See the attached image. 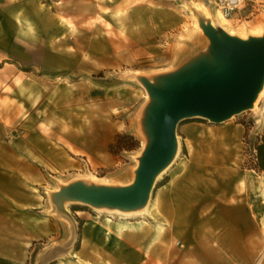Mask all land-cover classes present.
Wrapping results in <instances>:
<instances>
[{
    "label": "rangeland",
    "instance_id": "1",
    "mask_svg": "<svg viewBox=\"0 0 264 264\" xmlns=\"http://www.w3.org/2000/svg\"><path fill=\"white\" fill-rule=\"evenodd\" d=\"M182 3L188 2L143 1L157 14H149L150 21L141 23L112 22L126 12L112 15L101 8L98 13L104 16L86 22L72 23L66 20L67 15L54 21L53 5L40 6L38 21L29 24L32 30L28 38L20 35L28 23L0 24L13 35L8 40L0 38V49L11 51L0 53L5 62H0V191H11L16 184L21 189L11 166L12 159L22 160L21 146L40 142V146H56L59 150L58 146L76 144L78 135L100 139L106 133L109 145L118 134H128L135 141L132 150L113 154L108 149L106 155L88 158L82 170L56 172L44 165L36 178H20L27 193L45 201V207L35 212L52 218L51 222L74 227L72 240L68 231L57 229L52 237L36 242L23 264H68L71 255L80 249L86 223L100 226L107 219H125L117 209L69 200L57 206L53 196L76 183L113 188L133 183L138 160L148 144L144 118L151 99L142 80L157 84L162 77L206 54L209 48L203 31L200 33L195 26V19L199 26L207 21L194 10L190 15ZM68 8L69 4L62 10ZM259 25L264 26V9L250 22L229 21L227 27L245 34L257 31ZM13 74L17 77L11 85L8 80ZM26 80L39 85L40 92L23 87ZM7 82L10 85L3 87ZM25 97L30 100L28 106L24 105ZM260 101L257 110L245 111L220 124L198 118L181 122L176 129L178 154L157 178L149 205L155 191L176 176L189 177L185 179L189 185L206 196L220 198L222 205L233 203L234 197L249 191L256 193L258 189H251L246 177L264 175L253 170L254 146L264 133L255 130L256 121L264 116V99ZM134 216L124 221L144 222L147 231L143 234L148 233V237L155 221L145 214ZM254 217L261 231L254 239L253 264H264V214ZM181 241V237L173 239L175 246Z\"/></svg>",
    "mask_w": 264,
    "mask_h": 264
},
{
    "label": "crops",
    "instance_id": "2",
    "mask_svg": "<svg viewBox=\"0 0 264 264\" xmlns=\"http://www.w3.org/2000/svg\"><path fill=\"white\" fill-rule=\"evenodd\" d=\"M143 1L154 0H0V24L28 23L20 30L21 37L28 38L32 30L29 24L38 21L39 7L50 4L54 8V21L67 15L66 20L72 23L86 22L89 18L104 16L98 13L97 9L101 8L112 15L126 12L112 22L141 23L150 21L149 14H157L149 5H143ZM67 4L69 10L63 11L62 7ZM0 38L8 40L13 35L8 28L0 27ZM0 53L10 54L11 51L0 49ZM0 62L5 64L4 58H0ZM16 77V74L11 75L8 80L11 85ZM29 81H23V87L31 88L33 93L39 91V85L29 84ZM8 85L7 82L3 87ZM29 104V98L25 97L24 105ZM133 125L132 121L131 127ZM262 128L264 122L256 121L255 130H264ZM78 137L76 144L58 146L59 150L56 146L33 142L32 146H21V161L12 159L11 166L21 189L16 184L11 191H0V264H23L34 251L35 243L52 237L57 229L68 231L70 239L73 237L72 224L62 226L35 212L45 207V201L27 193L20 178H36L44 165L56 172L82 170L88 158L108 153V133L100 139ZM188 178L173 177L155 191L145 214L155 221L148 237V233L143 234L147 229L141 221L122 220L100 226L86 223L80 249L71 255L68 264H253L254 239L261 231L254 216L264 214V175L246 177L247 185L258 189L256 193L249 191L226 205L221 204L220 198L206 196L196 186L189 185L185 180ZM261 224L264 225V221ZM175 237L182 238L179 246L173 242Z\"/></svg>",
    "mask_w": 264,
    "mask_h": 264
},
{
    "label": "water",
    "instance_id": "3",
    "mask_svg": "<svg viewBox=\"0 0 264 264\" xmlns=\"http://www.w3.org/2000/svg\"><path fill=\"white\" fill-rule=\"evenodd\" d=\"M209 48L157 84L142 80L151 103L144 118L148 144L138 160L134 181L126 187H95L82 183L63 188L53 197L95 208L135 211L145 207L157 177L177 152V126L189 119L223 123L252 109L264 87V36L246 40L200 22Z\"/></svg>",
    "mask_w": 264,
    "mask_h": 264
},
{
    "label": "bare ground",
    "instance_id": "4",
    "mask_svg": "<svg viewBox=\"0 0 264 264\" xmlns=\"http://www.w3.org/2000/svg\"><path fill=\"white\" fill-rule=\"evenodd\" d=\"M182 8L185 11L189 12L190 15L193 14V12H192L193 10L196 11V12H198L205 19V21H207V23H209L215 30L223 31V32L227 33L230 36H234V37H237V38L243 39V40H246V39H248L250 37L259 38V37L264 36V26L261 27V25L258 26V28L256 29L257 31H251L250 30V31H246L245 34L243 32L242 33L240 32V33L237 34L235 32L230 31V28L227 27V24L229 22L228 20H226L225 18H223L220 13L209 10L206 6L202 5L201 3H194V2L193 3H182ZM248 22H250V21H248ZM244 23H247V22H244ZM195 26H196V29L200 33H202L201 27L198 25V21L196 19H195ZM206 39L208 41V38L207 37H206ZM261 99H264V87H262L261 91L259 92V94L257 96V99L255 100V102L253 104V107L251 109L252 111L257 108V104H258V102ZM262 120H264V119L259 118L258 123L261 124L262 122H264ZM137 125H138V130H139V133H140L141 132L140 131L141 129H140L138 123H137ZM178 151H179V148L177 146V152H176L175 157L177 156ZM149 208H150V205H149V202H148L145 205L144 208H142V209H140L138 211H122V213H120V214L126 220H128L130 218H134L135 217L134 215L148 214ZM125 219H123V220H125ZM106 222L111 223L112 221L107 219Z\"/></svg>",
    "mask_w": 264,
    "mask_h": 264
},
{
    "label": "built area",
    "instance_id": "5",
    "mask_svg": "<svg viewBox=\"0 0 264 264\" xmlns=\"http://www.w3.org/2000/svg\"><path fill=\"white\" fill-rule=\"evenodd\" d=\"M188 3H201L209 10L221 14L234 23H244L254 19L262 9L264 0H180Z\"/></svg>",
    "mask_w": 264,
    "mask_h": 264
},
{
    "label": "trees",
    "instance_id": "6",
    "mask_svg": "<svg viewBox=\"0 0 264 264\" xmlns=\"http://www.w3.org/2000/svg\"><path fill=\"white\" fill-rule=\"evenodd\" d=\"M135 141L132 136L128 134H118L114 141L109 145V152L115 153L122 150H132ZM254 166L253 170L257 172H264V133H262L259 142L254 146Z\"/></svg>",
    "mask_w": 264,
    "mask_h": 264
}]
</instances>
